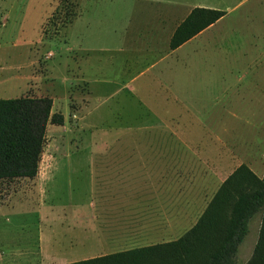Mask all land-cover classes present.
<instances>
[{
	"label": "rangeland",
	"instance_id": "obj_1",
	"mask_svg": "<svg viewBox=\"0 0 264 264\" xmlns=\"http://www.w3.org/2000/svg\"><path fill=\"white\" fill-rule=\"evenodd\" d=\"M196 1L0 0V99L47 97L53 103L52 113L63 116L61 126H47L37 177L0 181V264L61 263L53 258L76 262L156 244L146 241L138 217L132 218L130 227L125 229L130 235L122 236L121 225L108 221L107 211H100V233L108 236L100 237L103 240L99 244L94 238L84 240L83 227L67 230L59 219L43 218L49 214L65 215L75 206L81 213L86 211L91 189L83 176L97 151L174 146L176 141L167 137L168 130L163 126L140 128L144 123L162 120L165 109L155 108V93H159H154L151 79L157 69L146 75L141 71L150 63L161 62L158 66L168 65L170 75L178 76L180 89L184 88L187 71L194 68L187 63L188 47L183 45L177 54L165 56L164 61L162 53L167 52L168 44L156 42L155 52L148 54L130 49L146 44V29L156 26L158 20L156 8L178 2L189 6ZM224 1L229 6L236 3ZM80 60L91 98L106 99L105 105L91 104L88 84L76 69V61ZM248 76L252 81L253 76ZM121 82L128 89L114 93L116 84ZM141 86L145 89L141 90ZM142 103L154 114L146 116ZM178 110L186 112L181 107L173 109ZM218 110L205 109V113L210 112L206 118ZM223 120L226 133L222 137L226 139L264 138V123L254 125L228 115ZM128 127L127 136H122ZM48 182L51 188L46 185ZM105 201L106 205L99 206H104V210L112 207L108 199ZM85 222L90 230L89 217ZM47 235L50 241L46 240ZM73 239L76 241L71 244Z\"/></svg>",
	"mask_w": 264,
	"mask_h": 264
},
{
	"label": "crops",
	"instance_id": "obj_2",
	"mask_svg": "<svg viewBox=\"0 0 264 264\" xmlns=\"http://www.w3.org/2000/svg\"><path fill=\"white\" fill-rule=\"evenodd\" d=\"M195 8L220 10L226 15L180 46L186 44L187 63L194 67L187 71L185 87L180 89L179 77L170 75L168 65L158 66L161 62L151 66L150 63L141 71L146 75L157 69L151 79L155 83L154 93H159H155V108L165 109L162 120L144 123L140 128L153 124L163 126L168 130L167 137L176 141L174 146L97 151L83 176L85 185L91 189L90 206L84 213L75 206L65 215L49 214L43 220L49 216L52 220L59 219L67 230L83 227L84 240L94 238L99 244L103 240L100 237L108 236L100 233L99 224L102 222L100 211H107L108 221L114 220L121 225L122 236L130 235L125 229L130 227L128 223L132 218L138 217L146 241L168 243L179 239L197 223L218 187L236 169L245 166L258 179H263V136L248 141L243 137L226 139L222 134L226 133L225 115L254 125L264 123V112L259 110L264 109V0H236L232 6L226 5L224 0H197L189 6L183 2L161 5L155 9L156 26L146 29V44L130 51L152 53L156 50V42H161L164 46L168 44L167 52L162 53L165 54L163 61L177 54L180 47L169 49L171 36ZM80 62L76 61V69L89 89ZM149 66L151 68H147ZM248 75L253 76L252 81L248 80ZM116 87L114 93L128 89L122 82ZM140 89L145 88L141 86ZM88 92L90 96V89ZM90 100L96 107L107 102L106 99L94 101L91 96ZM142 106L146 116L154 114L152 108L143 103ZM176 107L185 108L186 112L173 111ZM210 107L219 110L206 118L210 112L205 113V109ZM228 108L230 112L225 110ZM216 127L220 129L216 131ZM129 128L122 136H127ZM49 182L46 185L49 186ZM107 199L113 205L104 210L105 207L99 205H106ZM263 216L261 211L249 219L248 232L236 251V264H246L251 258ZM87 217L90 230L85 222ZM46 238L50 241L48 235ZM87 259L90 258H83ZM53 260L60 261L59 264L75 262Z\"/></svg>",
	"mask_w": 264,
	"mask_h": 264
},
{
	"label": "trees",
	"instance_id": "obj_3",
	"mask_svg": "<svg viewBox=\"0 0 264 264\" xmlns=\"http://www.w3.org/2000/svg\"><path fill=\"white\" fill-rule=\"evenodd\" d=\"M225 15L220 10L193 9L174 30L169 49H177ZM52 105L47 97L0 99V181L37 177L47 126L63 124V116L52 113ZM218 188L197 223L179 239L67 264H236L249 219L264 212V177L258 179L241 166ZM261 220L257 244L246 264H264V216Z\"/></svg>",
	"mask_w": 264,
	"mask_h": 264
}]
</instances>
